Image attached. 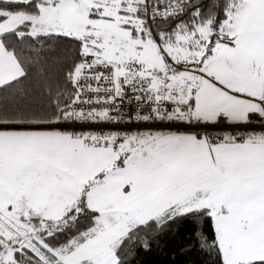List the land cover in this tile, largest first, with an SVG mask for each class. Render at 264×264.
Here are the masks:
<instances>
[{"label": "snow or ice", "instance_id": "6c2138e0", "mask_svg": "<svg viewBox=\"0 0 264 264\" xmlns=\"http://www.w3.org/2000/svg\"><path fill=\"white\" fill-rule=\"evenodd\" d=\"M181 225L264 264V0H0V264H135Z\"/></svg>", "mask_w": 264, "mask_h": 264}, {"label": "trees", "instance_id": "16d2710c", "mask_svg": "<svg viewBox=\"0 0 264 264\" xmlns=\"http://www.w3.org/2000/svg\"><path fill=\"white\" fill-rule=\"evenodd\" d=\"M183 226H174L167 236H163L159 245H153L150 253L141 251L136 257L135 264H204L208 259L206 255L200 251H193L191 253H181L180 249L183 244L177 240L175 243L168 246L166 241L170 240L177 228Z\"/></svg>", "mask_w": 264, "mask_h": 264}]
</instances>
